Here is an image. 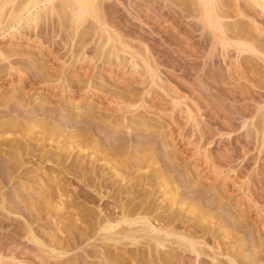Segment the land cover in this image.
Listing matches in <instances>:
<instances>
[{
    "label": "rangeland",
    "instance_id": "1",
    "mask_svg": "<svg viewBox=\"0 0 264 264\" xmlns=\"http://www.w3.org/2000/svg\"><path fill=\"white\" fill-rule=\"evenodd\" d=\"M93 2L0 0V264H264L261 0Z\"/></svg>",
    "mask_w": 264,
    "mask_h": 264
},
{
    "label": "bare ground",
    "instance_id": "2",
    "mask_svg": "<svg viewBox=\"0 0 264 264\" xmlns=\"http://www.w3.org/2000/svg\"><path fill=\"white\" fill-rule=\"evenodd\" d=\"M82 1H84V3H83V7H82V9L85 11V10H87L89 7H91V5H93V4H95V6H96V3H94L93 1L94 0H81V2ZM111 1V0H110ZM4 2V1H3ZM19 2V1H18ZM39 2V1H38ZM70 2V1H69ZM96 2H97V0H96ZM113 2V1H112ZM261 2H262V5L264 6V0H261ZM6 3V2H5ZM28 3V2H27ZM27 3L26 4H24V6H23V8H21L20 7V9L21 10H23V9H25V11H27V9H26V5H27ZM108 3V2H107ZM48 4V3H47ZM46 4V5H47ZM79 4V3H78ZM82 4V3H81ZM30 6V5H29ZM72 6V5H71ZM94 6V5H93ZM94 6V7H95ZM103 6V5H102ZM116 6V5H115ZM19 7V6H18ZM28 7V6H27ZM94 7H91V8H94ZM117 7V6H116ZM17 8V7H16ZM48 8V7H47ZM79 8V7H78ZM15 9V8H14ZM20 9H18V11L20 10ZM74 9V8H73ZM72 9V10H73ZM82 9H79L80 11L82 10ZM105 9V8H104ZM264 9V8H263ZM16 10V9H15ZM20 10V11H21ZM91 10V9H90ZM88 11V10H87ZM46 12V11H45ZM100 12V11H99ZM112 12V11H111ZM115 12V11H114ZM117 12V11H116ZM37 13V12H36ZM53 13V12H52ZM95 12L93 11V14H94ZM96 14V13H95ZM11 15V14H10ZM112 15V14H111ZM9 16V15H8ZM96 16H97V14H96ZM99 16V15H98ZM89 17V16H88ZM105 17H106V15H105ZM113 18V17H112ZM117 18V17H116ZM121 18V17H120ZM5 19H7V18H5ZM9 19V18H8ZM10 19H19V12H15V14H13V15H11V18ZM4 20V19H3ZM103 20V19H102ZM28 21V20H27ZM114 21V20H113ZM31 23V22H30ZM96 26V25H95ZM121 27V26H120ZM118 28V27H117ZM102 32H104V31H102ZM103 40V39H102ZM221 46V45H220ZM221 49V48H220ZM116 50V49H115ZM222 50V49H221ZM227 51V50H226ZM226 53V52H225ZM53 136V135H52ZM7 138V137H6ZM39 138V137H38ZM5 140V139H4ZM4 142V141H3ZM5 149V148H4ZM7 153V152H6ZM54 156V155H53ZM8 161V160H7ZM10 161V160H9ZM9 163V162H8ZM13 163V162H12ZM36 163V162H35ZM11 165V164H10ZM5 171H7V170H5ZM5 180V179H4ZM22 191V190H21ZM22 193V192H21ZM23 194H25V193H23ZM57 194V193H56ZM26 196V195H25ZM51 197V196H50ZM36 200V199H35ZM29 202V201H28ZM30 206V205H29ZM31 208V207H30ZM111 210V209H110ZM130 211V210H129ZM133 212V211H132ZM110 215V214H109ZM27 218V217H26ZM107 218V217H106ZM138 218V220L140 221V219L142 218V221L143 220H146V219H144L143 218V216H138L137 217ZM146 218V217H145ZM29 219V218H28ZM123 219H125V218H123ZM103 220H104V222H103ZM103 220L101 221V222H103V223H105V220L106 219H104L103 218ZM138 220H135L134 218H126L125 219V223L126 224H134L136 221L138 222ZM107 221V220H106ZM30 222V221H29ZM145 223V222H144ZM101 224V223H100ZM98 225H99V223H98ZM103 226V225H102ZM130 226V225H129ZM104 227V226H103ZM106 227V229L109 231V229H111V228H114L115 226H113V225H110V224H108L107 226H105ZM104 229V228H103ZM116 229V228H115ZM114 229V230H115ZM114 230H113V232H114ZM119 230H120V228H119ZM130 230V229H129ZM118 231V230H117ZM116 231V232H117ZM121 231V230H120ZM120 231H118V232H120ZM124 231V230H123ZM171 231V230H170ZM117 232V233H118ZM128 232H130V231H128ZM173 232V231H172ZM111 233V232H110ZM166 233H167V231H166ZM169 233V232H168ZM109 234V233H108ZM134 234H135V232H134ZM154 234V233H153ZM170 234V233H169ZM107 235V234H106ZM106 235H104V236H106ZM103 236V235H102ZM153 236V235H152ZM155 236V235H154ZM157 236V235H156ZM155 236V237H156ZM158 237L161 239L162 237H160L159 235H158ZM158 237L157 238H154V239H158ZM35 238V237H34ZM159 240V239H158ZM163 239H161L160 241H162ZM157 242H159V241H157ZM156 242V244H159V243H157ZM193 244V243H192ZM194 246V245H193Z\"/></svg>",
    "mask_w": 264,
    "mask_h": 264
}]
</instances>
